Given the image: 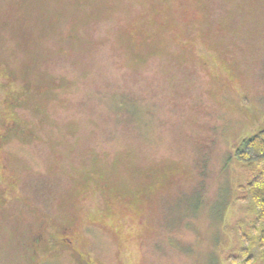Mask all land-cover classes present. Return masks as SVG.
<instances>
[{
	"label": "rangeland",
	"instance_id": "374dc122",
	"mask_svg": "<svg viewBox=\"0 0 264 264\" xmlns=\"http://www.w3.org/2000/svg\"><path fill=\"white\" fill-rule=\"evenodd\" d=\"M261 129L264 0H0V264H228Z\"/></svg>",
	"mask_w": 264,
	"mask_h": 264
},
{
	"label": "trees",
	"instance_id": "16d2710c",
	"mask_svg": "<svg viewBox=\"0 0 264 264\" xmlns=\"http://www.w3.org/2000/svg\"><path fill=\"white\" fill-rule=\"evenodd\" d=\"M236 159L254 170L252 178L240 186L239 203L252 214L246 231L238 230L236 252L227 257L228 264H252L257 252L260 264H264V129L245 138L235 149ZM39 237L33 240L39 245Z\"/></svg>",
	"mask_w": 264,
	"mask_h": 264
},
{
	"label": "flooded vegetation",
	"instance_id": "af4514ba",
	"mask_svg": "<svg viewBox=\"0 0 264 264\" xmlns=\"http://www.w3.org/2000/svg\"><path fill=\"white\" fill-rule=\"evenodd\" d=\"M64 231H69V229H64ZM65 240L68 241V244H69V245H71V244L69 243V241H70L69 239H65ZM62 241H63V239H62Z\"/></svg>",
	"mask_w": 264,
	"mask_h": 264
}]
</instances>
